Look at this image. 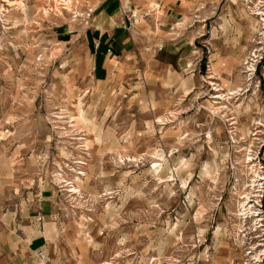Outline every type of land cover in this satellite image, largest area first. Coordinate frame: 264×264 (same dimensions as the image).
Wrapping results in <instances>:
<instances>
[{
  "label": "rangeland",
  "instance_id": "obj_1",
  "mask_svg": "<svg viewBox=\"0 0 264 264\" xmlns=\"http://www.w3.org/2000/svg\"><path fill=\"white\" fill-rule=\"evenodd\" d=\"M0 264H264V0H0Z\"/></svg>",
  "mask_w": 264,
  "mask_h": 264
},
{
  "label": "crops",
  "instance_id": "obj_2",
  "mask_svg": "<svg viewBox=\"0 0 264 264\" xmlns=\"http://www.w3.org/2000/svg\"><path fill=\"white\" fill-rule=\"evenodd\" d=\"M134 1H136V0H134ZM108 34H109V33H108ZM109 36H110L109 38H111V35H110V34H109ZM102 49L104 50V46H103ZM103 50H102V51H103ZM105 50L107 51V46H105ZM104 53L107 55V52H102V53H100V56H101V57L105 56ZM109 55H110V54H109ZM42 237H44V236H40V237H38V238H42ZM38 238H36V240H37ZM44 238H46V237H44ZM44 240L46 241V239H44ZM44 240H43V241H44ZM34 241H35V239H34ZM43 241H42V239H40L39 242L36 243V245H39V243H40L41 246H42L40 249H43V250H44L46 244H44L45 241H44V242H43ZM31 244H33V242H32Z\"/></svg>",
  "mask_w": 264,
  "mask_h": 264
},
{
  "label": "built area",
  "instance_id": "obj_3",
  "mask_svg": "<svg viewBox=\"0 0 264 264\" xmlns=\"http://www.w3.org/2000/svg\"><path fill=\"white\" fill-rule=\"evenodd\" d=\"M39 256L41 259H44V260L47 259V255L44 252H41Z\"/></svg>",
  "mask_w": 264,
  "mask_h": 264
},
{
  "label": "bare ground",
  "instance_id": "obj_4",
  "mask_svg": "<svg viewBox=\"0 0 264 264\" xmlns=\"http://www.w3.org/2000/svg\"><path fill=\"white\" fill-rule=\"evenodd\" d=\"M57 3H60V1H56ZM70 2V1H69ZM65 5V4H64ZM23 6H24V4H23ZM80 115V114H79ZM82 115V114H81ZM82 118L84 119V117H83V115H82ZM76 191V190H75Z\"/></svg>",
  "mask_w": 264,
  "mask_h": 264
}]
</instances>
